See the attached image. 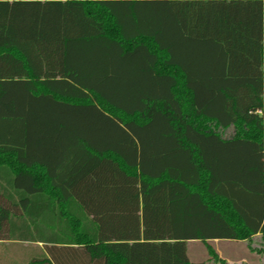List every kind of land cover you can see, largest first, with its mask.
I'll return each instance as SVG.
<instances>
[{
    "label": "trees",
    "instance_id": "trees-1",
    "mask_svg": "<svg viewBox=\"0 0 264 264\" xmlns=\"http://www.w3.org/2000/svg\"><path fill=\"white\" fill-rule=\"evenodd\" d=\"M256 236L264 0H0V244L226 264L211 243Z\"/></svg>",
    "mask_w": 264,
    "mask_h": 264
},
{
    "label": "rangeland",
    "instance_id": "rangeland-1",
    "mask_svg": "<svg viewBox=\"0 0 264 264\" xmlns=\"http://www.w3.org/2000/svg\"><path fill=\"white\" fill-rule=\"evenodd\" d=\"M233 132L225 131L224 136L231 137ZM218 256L226 264H264V243L260 236L246 242H215L211 243ZM38 248L32 244H0V264H14L13 257L18 264H26ZM188 255L192 262L205 261L206 264H221L209 256L204 243H191L188 246Z\"/></svg>",
    "mask_w": 264,
    "mask_h": 264
},
{
    "label": "crops",
    "instance_id": "crops-1",
    "mask_svg": "<svg viewBox=\"0 0 264 264\" xmlns=\"http://www.w3.org/2000/svg\"><path fill=\"white\" fill-rule=\"evenodd\" d=\"M259 114H261V112L259 111L258 112ZM212 128H213V125H212ZM221 129V128H220ZM234 130V128L233 127H230L229 129H228V131H233ZM40 246H42V244H39ZM14 258L13 257H11V259L10 260H12L13 262L15 261H18V260H20L19 258H18V260L15 258V260H13Z\"/></svg>",
    "mask_w": 264,
    "mask_h": 264
}]
</instances>
